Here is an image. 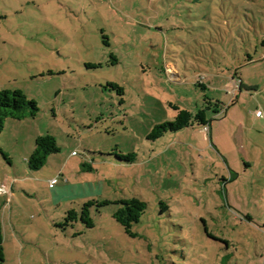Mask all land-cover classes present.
<instances>
[{"label": "rangeland", "instance_id": "374dc122", "mask_svg": "<svg viewBox=\"0 0 264 264\" xmlns=\"http://www.w3.org/2000/svg\"><path fill=\"white\" fill-rule=\"evenodd\" d=\"M263 40L264 0H0V90L39 108L0 132L5 264H264ZM172 104L210 122L147 138Z\"/></svg>", "mask_w": 264, "mask_h": 264}, {"label": "trees", "instance_id": "16d2710c", "mask_svg": "<svg viewBox=\"0 0 264 264\" xmlns=\"http://www.w3.org/2000/svg\"><path fill=\"white\" fill-rule=\"evenodd\" d=\"M264 43V40H263ZM211 102H209V105ZM218 105L219 103H215ZM209 105L199 108L195 113L188 109L180 108L176 104L172 106L177 110V115L172 121H165L155 124L147 135V138L154 140L163 136L166 132H174L181 130L193 124L203 125L204 127L210 122L207 110ZM39 110L35 100H29L25 94L19 89H2L0 90V132L4 127V121L7 118L23 119L27 116H35ZM217 111V110H215ZM59 145L53 135L46 133L35 139V146L30 156L28 157V167L32 170L41 168L46 162L47 156L51 153L59 151ZM0 151L2 152L1 148ZM5 156V154L3 153ZM123 160L130 162L134 158V154L118 155ZM109 200L96 201L88 200L82 204L80 211L77 212L74 208L67 211L64 217L63 226L72 224L79 217L86 227L93 226V218L90 215V206L104 205L109 203ZM121 206L113 213V218L123 226L125 232L134 236L135 233L132 227L137 223L146 210V202L136 197L120 200ZM1 208V206H0ZM99 211V210H97ZM0 264H5V254L3 249V227L2 215L0 210Z\"/></svg>", "mask_w": 264, "mask_h": 264}, {"label": "built area", "instance_id": "2783aa9c", "mask_svg": "<svg viewBox=\"0 0 264 264\" xmlns=\"http://www.w3.org/2000/svg\"><path fill=\"white\" fill-rule=\"evenodd\" d=\"M255 113H256V116H261L262 115L261 110H256ZM56 182H57V179L56 178H52V179H50L49 185L53 186ZM8 190H9V188L5 184L0 185V195L3 194V193H7Z\"/></svg>", "mask_w": 264, "mask_h": 264}, {"label": "crops", "instance_id": "0c3cea01", "mask_svg": "<svg viewBox=\"0 0 264 264\" xmlns=\"http://www.w3.org/2000/svg\"><path fill=\"white\" fill-rule=\"evenodd\" d=\"M1 215H2V227L4 228V222L6 221V211H5V209L1 210ZM12 220H13V216L11 215V218L9 219L11 224H12Z\"/></svg>", "mask_w": 264, "mask_h": 264}]
</instances>
